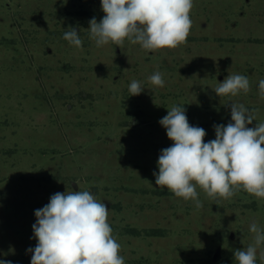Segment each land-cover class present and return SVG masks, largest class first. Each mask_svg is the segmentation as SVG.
<instances>
[{"label": "rangeland", "instance_id": "obj_1", "mask_svg": "<svg viewBox=\"0 0 264 264\" xmlns=\"http://www.w3.org/2000/svg\"><path fill=\"white\" fill-rule=\"evenodd\" d=\"M103 16L100 0H0V260L31 264L35 210L80 190L107 205L125 264H237L250 225L264 232V198L241 187L213 201L197 186V208L153 172L173 143L159 123L173 105L205 142L231 121L230 103L255 112L249 127L264 122V0H193L186 42L155 51L127 39L97 47L89 21ZM69 27L82 48L63 39ZM156 71L163 88L148 82ZM229 74L247 76L249 92L218 97ZM133 80L145 89L136 96Z\"/></svg>", "mask_w": 264, "mask_h": 264}, {"label": "clouds", "instance_id": "obj_2", "mask_svg": "<svg viewBox=\"0 0 264 264\" xmlns=\"http://www.w3.org/2000/svg\"><path fill=\"white\" fill-rule=\"evenodd\" d=\"M103 18L89 21L90 38L97 47L111 43L121 48L127 39L143 50L174 49L186 42L192 27L190 12L193 0H100ZM63 39L77 49L82 40L75 28L69 27ZM127 70V69H125ZM153 87L163 88L160 71L148 78ZM131 96L145 89L137 80L129 85ZM247 76L229 74L213 90L218 97L247 94ZM259 96L264 100V79L259 81ZM231 121L213 125L215 139L205 142V129L190 125L183 105H173L159 123L173 143L161 150L155 185L166 187L176 197L191 199L197 208V186L213 200L230 199L241 187L257 198H264V122L256 123L254 111L242 103H230ZM195 182V183H193ZM32 225L35 248L31 264H125L121 245L113 236L108 222L107 205L89 191L57 192L49 203L35 210ZM250 231L254 244L234 251L237 264H256L257 249L264 243V232L254 221ZM264 262V251L260 253ZM0 264H12L0 260Z\"/></svg>", "mask_w": 264, "mask_h": 264}]
</instances>
